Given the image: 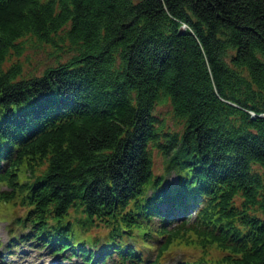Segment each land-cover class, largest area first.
<instances>
[{
    "label": "trees",
    "instance_id": "1",
    "mask_svg": "<svg viewBox=\"0 0 264 264\" xmlns=\"http://www.w3.org/2000/svg\"><path fill=\"white\" fill-rule=\"evenodd\" d=\"M6 210V254L264 264V0H0Z\"/></svg>",
    "mask_w": 264,
    "mask_h": 264
},
{
    "label": "rangeland",
    "instance_id": "2",
    "mask_svg": "<svg viewBox=\"0 0 264 264\" xmlns=\"http://www.w3.org/2000/svg\"><path fill=\"white\" fill-rule=\"evenodd\" d=\"M52 57L53 56L49 47H38L35 46V44L32 42H28L27 44H25V51L24 54L21 56V61L24 65L25 70L41 71L45 64L50 63ZM170 111L171 105L168 103L159 105L157 107V113L160 116L166 118L168 125L172 128H178L175 127V119L173 118V115L170 113ZM162 161L163 160L159 155L155 156L156 172H162ZM173 180L176 181L175 176L173 177ZM20 211L21 210H6L0 212V240L3 242V246L0 247V256L2 255L1 257H4L0 258V260H3L2 262L6 264H60V259L57 256H53L47 253L46 251H40L36 247L27 246L26 244L19 245L9 251L8 254H6V249L4 248V245H6L12 238V233H10L8 225L13 219V216L19 213ZM176 252L177 257H183V255H188L191 258H195L199 256L198 249L192 247H187L186 250L179 248L176 250ZM67 263L83 264L81 258L69 260L67 261ZM166 264H172V262L169 260L168 262H166Z\"/></svg>",
    "mask_w": 264,
    "mask_h": 264
},
{
    "label": "bare ground",
    "instance_id": "3",
    "mask_svg": "<svg viewBox=\"0 0 264 264\" xmlns=\"http://www.w3.org/2000/svg\"><path fill=\"white\" fill-rule=\"evenodd\" d=\"M252 114L254 115V113L252 112Z\"/></svg>",
    "mask_w": 264,
    "mask_h": 264
}]
</instances>
